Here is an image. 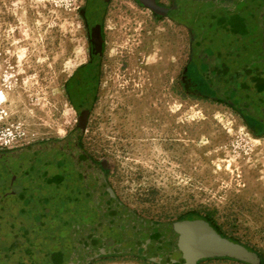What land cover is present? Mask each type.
Segmentation results:
<instances>
[{"label":"rangeland","instance_id":"1","mask_svg":"<svg viewBox=\"0 0 264 264\" xmlns=\"http://www.w3.org/2000/svg\"><path fill=\"white\" fill-rule=\"evenodd\" d=\"M83 3L0 0V94L7 96L0 102V141L6 145L2 153L14 152L0 157V187L22 202L20 209L0 211V252L15 251L25 241L31 255L7 251L11 264H40L45 253L67 255L68 264L83 257L77 233L69 236V246L59 222L37 225L36 215L50 202L46 192L32 190L43 166L32 149L16 154L20 148L60 145L79 126L80 146L102 164L125 208L161 225L210 214L219 235L264 258V131L254 122L264 120L248 107V98L238 96V105L228 106L235 90L229 80L222 89L215 83L196 89L198 55L213 44L193 41L184 23L133 0H108L100 80L80 119L68 87L88 58ZM253 14L258 18L260 11ZM251 25L256 39L264 36V24ZM231 71L232 77L240 73ZM204 78L213 80L210 73ZM242 105L247 109L241 114ZM39 196L44 203L36 205ZM50 243L58 246H44ZM89 264L140 263L101 256Z\"/></svg>","mask_w":264,"mask_h":264},{"label":"flooded vegetation","instance_id":"2","mask_svg":"<svg viewBox=\"0 0 264 264\" xmlns=\"http://www.w3.org/2000/svg\"><path fill=\"white\" fill-rule=\"evenodd\" d=\"M107 2L108 0H84L83 3L82 17L87 31L88 58L73 75L68 87V98L80 119L88 108L92 89L97 87L96 83L100 80L99 72L102 71L100 63L107 46L105 22ZM133 2L146 7L157 16L162 15L181 21L192 34L190 38L193 41L200 44L206 41L212 42L211 50H204L198 55L199 66L196 67L198 77L194 79L196 89L225 87L220 83L214 84V81L203 82L200 80V75H203L205 73L203 70L207 68L214 78L222 80L223 77H230L232 52L227 48L230 43L226 42V38L230 36L231 24L237 22L240 25L241 38H245L249 22L264 24V0H133ZM255 10L260 11V16L255 18L257 21L253 17ZM229 39L227 38V41ZM246 53L243 49L239 60L240 77L244 81L247 76ZM206 57L210 58L209 63L206 62ZM202 93L195 94L200 96ZM247 124L255 131L249 121ZM78 127L60 145L41 144L26 148L24 151L20 148L16 153H24L31 149L36 151L37 162L43 167L42 169L38 167L37 175L34 174L36 180L33 181L32 190L40 195L44 191L50 197L51 205L44 211L48 223L59 222L65 227L68 226V229L74 227V232H71L75 235L77 233L80 240L78 242L83 249V257L78 260V264H89L91 258L101 256L128 257L140 264H209L224 261L246 264L220 255L204 256L194 260L183 257L180 252L170 247L165 241L167 227L147 221L143 216L125 209L119 199L105 187L102 164L93 161L87 155L90 159L88 163L80 155L79 151L87 153L80 146L82 133ZM262 131L263 128L258 132ZM9 153L14 152H0V155ZM41 170L43 173L48 172L50 177L40 178L38 171ZM21 187L20 190H23L26 185ZM7 192H9L7 186L0 187V198L12 195ZM41 196L38 201L42 200ZM195 220H199L212 236L228 240L232 244L236 243L219 235L202 219L185 218L179 223ZM244 247L248 251L255 252ZM256 254L259 256V264H264V258Z\"/></svg>","mask_w":264,"mask_h":264},{"label":"trees","instance_id":"3","mask_svg":"<svg viewBox=\"0 0 264 264\" xmlns=\"http://www.w3.org/2000/svg\"><path fill=\"white\" fill-rule=\"evenodd\" d=\"M251 24H252L251 22H249L247 24L245 38H241L242 36H240V34H239L240 25L237 22L231 24V26L229 28V35L230 36L227 37L228 39L230 38L229 41H227V38H226V42L230 43V45L227 48H229L232 52L231 53L230 70H232V68H236L239 72L241 71V63L239 62L238 59H240V57H241L240 54H241V51H243V49H245L247 52L246 53L247 58H245L247 60L246 80L244 81L243 78L240 77V73H236L233 75V77L232 76H230L228 78L223 77L224 79H222V80H220V78L217 79L216 77L215 78L213 77L212 81H214V83H218V84L222 83L221 85L225 86L226 85L225 83H227L229 80V82L232 83L231 88L235 87V90H234V92L231 93V97L228 98V100H229V102L227 103L228 106L232 107V108L236 107L235 105H238L237 104L238 102H236V100H237L236 98L238 96L245 99V100H246V98H248V100H249L248 107H250L251 109L253 108V112L256 115H258L261 120L262 119L264 120V36H260L259 39H256L255 38L256 35L254 33V30H253V27ZM257 36H259V35H257ZM206 42H209L210 44L212 43L210 41H206ZM251 58H253V59H251ZM258 58L261 61L260 66H259V63L257 62ZM206 59H207L206 62L209 63L210 58L206 57ZM203 71H205V73H204L205 75L209 73L207 68H205ZM204 74L200 76V80L203 82H206L207 80L204 78ZM234 82H236V83L234 84ZM220 89H222V88H220ZM241 101H242V99H241ZM242 109L243 110H241V112L239 111V113H241V114H242V112L245 113L247 106L242 105ZM250 119H252V118H250ZM254 122L256 125H259L264 129V122L261 123L258 121V119L254 120ZM258 130H260V128ZM33 192H35V191H33ZM42 202L43 201H38V202H36V205H38V203L40 204ZM29 203H32V202H29ZM44 205L47 208L42 210V212L40 214L36 215V218L38 217L37 218L38 219L37 225L39 223H45V222L48 223V220L45 217L44 211L47 210L48 206L51 205V201L49 202V204L45 203ZM40 206L41 205H39V207ZM208 215H210V214H208ZM208 215H204L203 220L206 221L207 223H209V225L212 226L215 229V231L219 233L218 227L210 219V217ZM188 218H195V217L190 216ZM61 227H62V229L59 230V234H61V237L63 235H64V237H66L65 234L68 235L67 241L69 243L68 245L70 246L72 244V242H74L72 238H69V236L72 235V232H74V230H73L74 227L71 229H68V226L65 227V225H63ZM31 228L34 231V233H32L33 235L43 237V233H41L40 230L37 229V227L36 228L31 227ZM22 237H23V234H22ZM58 237H60V235ZM64 239H66V238H64ZM19 244L20 245L17 247L14 246L15 251H12L11 249L7 250V248H8L7 247L6 251L4 250L5 253H4V251L0 252V264H11V261H13V259H12L13 256L9 257L7 251H9L12 254H13V252H15V253L17 252V253H19V255L24 254V255H27V259L29 258L28 256L31 255V252H30L31 250H29V245L26 244L25 241H23ZM46 245L47 246H49V245L53 246L54 248L58 246L55 243L45 244L44 246H46ZM66 257H67V255H66ZM66 257L64 255H58V254L57 255H55V254L47 255V253H45V256L39 258L38 260H39L40 264H64V263L68 264L69 261ZM31 260L26 261L25 263L29 264L28 262H31V264H32L33 261H31Z\"/></svg>","mask_w":264,"mask_h":264},{"label":"water","instance_id":"4","mask_svg":"<svg viewBox=\"0 0 264 264\" xmlns=\"http://www.w3.org/2000/svg\"><path fill=\"white\" fill-rule=\"evenodd\" d=\"M81 133L82 128L78 127ZM76 147V146H73ZM88 163L89 157L83 151H79ZM1 154L0 156H3ZM94 167V165H92ZM107 190L114 194L106 180H103ZM113 197V195H112ZM127 209V208H125ZM129 210V209H127ZM129 212L133 213L131 210ZM167 227V244L180 252L183 257L194 260L200 257H214L220 255L246 264H259V256L252 251H248L241 244H232L228 240L214 237L209 230H206L199 220L183 221L163 224ZM204 225H206L204 223Z\"/></svg>","mask_w":264,"mask_h":264},{"label":"crops","instance_id":"5","mask_svg":"<svg viewBox=\"0 0 264 264\" xmlns=\"http://www.w3.org/2000/svg\"><path fill=\"white\" fill-rule=\"evenodd\" d=\"M11 197V195H7V196H5V199L4 200H2V201H0V211L1 212H3V211H7V212H12V210H11V208L13 209V207L15 206V207H17V209L20 207V206H18L17 205V203L19 204V203H21L22 204V202H20L19 200H17V199H14V198H10ZM1 199V198H0ZM11 207V208H10ZM14 207V208H15ZM10 209V210H9ZM20 209V208H19ZM14 210V209H13ZM27 211H29V210H27Z\"/></svg>","mask_w":264,"mask_h":264},{"label":"built area","instance_id":"6","mask_svg":"<svg viewBox=\"0 0 264 264\" xmlns=\"http://www.w3.org/2000/svg\"><path fill=\"white\" fill-rule=\"evenodd\" d=\"M6 148V145L2 141H0V152L4 151Z\"/></svg>","mask_w":264,"mask_h":264},{"label":"bare ground","instance_id":"7","mask_svg":"<svg viewBox=\"0 0 264 264\" xmlns=\"http://www.w3.org/2000/svg\"><path fill=\"white\" fill-rule=\"evenodd\" d=\"M6 99H7V96H6L5 93L0 94V102H1L2 100H6ZM0 104H1V103H0Z\"/></svg>","mask_w":264,"mask_h":264}]
</instances>
